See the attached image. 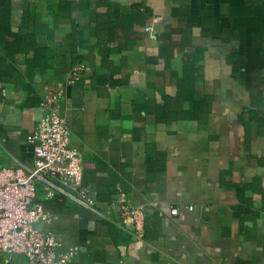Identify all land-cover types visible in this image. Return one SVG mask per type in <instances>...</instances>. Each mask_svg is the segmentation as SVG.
Returning <instances> with one entry per match:
<instances>
[{
	"label": "crops",
	"instance_id": "crops-1",
	"mask_svg": "<svg viewBox=\"0 0 264 264\" xmlns=\"http://www.w3.org/2000/svg\"><path fill=\"white\" fill-rule=\"evenodd\" d=\"M58 91L95 209L119 185L145 210L133 238L39 188L36 226L74 263L264 264V0H0V166L33 164Z\"/></svg>",
	"mask_w": 264,
	"mask_h": 264
},
{
	"label": "built area",
	"instance_id": "built-area-1",
	"mask_svg": "<svg viewBox=\"0 0 264 264\" xmlns=\"http://www.w3.org/2000/svg\"><path fill=\"white\" fill-rule=\"evenodd\" d=\"M144 30L149 36L154 35L153 24ZM80 69L78 64L73 65L65 75V83L74 84ZM62 95L61 91L47 93L41 101L42 115L27 136L32 144L33 164L0 166V254H20L23 264H83L74 263L70 253L58 249L60 243L52 233L36 226L38 220L46 217L42 204L35 201L39 188L44 198H62L97 211L128 230L133 238H142L144 232V208L131 204L119 185L105 209H95L90 190L82 181V155L70 144V128L60 114ZM183 206L194 208L193 204ZM178 210V206H172L170 213L177 214ZM260 214L264 218V210Z\"/></svg>",
	"mask_w": 264,
	"mask_h": 264
},
{
	"label": "trees",
	"instance_id": "trees-1",
	"mask_svg": "<svg viewBox=\"0 0 264 264\" xmlns=\"http://www.w3.org/2000/svg\"><path fill=\"white\" fill-rule=\"evenodd\" d=\"M25 36H27L28 39H30V40L33 41L34 33H32V32H27V33L25 34ZM33 48L35 49L36 52H44V51H45L44 48H40L39 46H35V47H33Z\"/></svg>",
	"mask_w": 264,
	"mask_h": 264
}]
</instances>
